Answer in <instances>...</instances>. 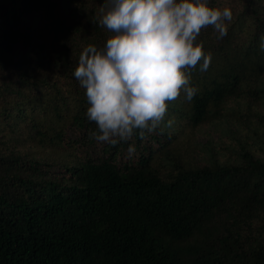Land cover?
<instances>
[{
  "label": "trees",
  "instance_id": "16d2710c",
  "mask_svg": "<svg viewBox=\"0 0 264 264\" xmlns=\"http://www.w3.org/2000/svg\"><path fill=\"white\" fill-rule=\"evenodd\" d=\"M262 2L207 0L233 19L222 39L212 26L197 38L212 56L191 70L197 95L113 146L90 138L73 76L83 49L113 35L98 23L106 0H0V264H264V157L191 164L171 147L223 101L264 99ZM30 143L38 154L18 150Z\"/></svg>",
  "mask_w": 264,
  "mask_h": 264
},
{
  "label": "clouds",
  "instance_id": "9594fccd",
  "mask_svg": "<svg viewBox=\"0 0 264 264\" xmlns=\"http://www.w3.org/2000/svg\"><path fill=\"white\" fill-rule=\"evenodd\" d=\"M100 13L99 25L113 35L103 48L83 49L73 76L86 89V115L96 125L90 138L115 146L161 128L169 103L182 93L194 99L199 89L191 70L199 65L206 72L212 62L197 38L208 26L225 37L233 11L207 0H106ZM259 49L264 52V35ZM135 153L130 144L128 156Z\"/></svg>",
  "mask_w": 264,
  "mask_h": 264
},
{
  "label": "rangeland",
  "instance_id": "374dc122",
  "mask_svg": "<svg viewBox=\"0 0 264 264\" xmlns=\"http://www.w3.org/2000/svg\"><path fill=\"white\" fill-rule=\"evenodd\" d=\"M260 75L259 83L264 87V71ZM220 107L227 112H222L225 116L222 113L220 117L213 116L192 131L187 127L171 147L191 164L204 165L212 160L236 162L241 159L244 149L264 157V99L254 101L249 96L239 97L223 101ZM18 150L36 155L40 148L30 143L28 148L19 146ZM259 239L260 235L255 231L245 243L256 245L262 241Z\"/></svg>",
  "mask_w": 264,
  "mask_h": 264
},
{
  "label": "water",
  "instance_id": "95a60500",
  "mask_svg": "<svg viewBox=\"0 0 264 264\" xmlns=\"http://www.w3.org/2000/svg\"><path fill=\"white\" fill-rule=\"evenodd\" d=\"M29 1L30 0H20V4L25 6V5H27L29 3ZM0 28H1V26H0Z\"/></svg>",
  "mask_w": 264,
  "mask_h": 264
}]
</instances>
